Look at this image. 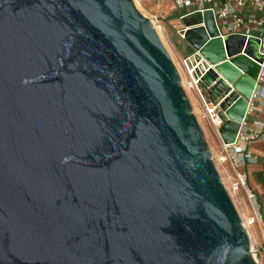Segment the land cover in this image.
<instances>
[{"label": "water", "instance_id": "water-1", "mask_svg": "<svg viewBox=\"0 0 264 264\" xmlns=\"http://www.w3.org/2000/svg\"><path fill=\"white\" fill-rule=\"evenodd\" d=\"M182 22L231 143L258 42L221 39L210 10ZM0 264H259L134 0H0Z\"/></svg>", "mask_w": 264, "mask_h": 264}, {"label": "built area", "instance_id": "built-area-1", "mask_svg": "<svg viewBox=\"0 0 264 264\" xmlns=\"http://www.w3.org/2000/svg\"><path fill=\"white\" fill-rule=\"evenodd\" d=\"M172 11L177 12L179 18L192 17L194 15H202V12L210 10L213 14L218 37L224 39L231 35H244L245 42L248 39H255L258 42L257 55L258 59L247 56V58L258 66V71L255 74L254 86L247 101L245 113L240 122L239 131L235 140L225 144L220 141L222 155L219 160L230 162L238 173L234 188L246 186L247 176L242 171L246 163L251 160L248 146L253 141L264 139V118L259 119L257 111L264 112V0H172ZM194 25H203L202 22ZM185 26L183 25L176 31L181 38L184 37ZM194 54H199L198 50L190 56L181 58L186 74L189 77L193 90L198 84V78L202 74H197L196 68L203 58L195 61L193 65L189 62L190 57ZM242 54V52L238 53ZM229 60V56H226ZM214 67L210 64L209 67ZM231 89L232 84L229 83ZM203 115L208 120L212 129L218 133V128L222 125V119L219 116L218 104L204 103ZM249 196L252 201L255 200V195L250 192ZM263 224V239L260 245L250 244L253 256L259 262L257 255L264 257V221Z\"/></svg>", "mask_w": 264, "mask_h": 264}, {"label": "rangeland", "instance_id": "rangeland-1", "mask_svg": "<svg viewBox=\"0 0 264 264\" xmlns=\"http://www.w3.org/2000/svg\"><path fill=\"white\" fill-rule=\"evenodd\" d=\"M171 2L172 0H134L135 6L138 11L144 16L148 17L152 21V23H154V25L157 27V32L159 33L163 45L165 46V48H167L174 65H176L179 70L182 84L184 85L185 83V86H187L188 88L190 81L182 64L181 58L182 56H187L191 54L193 52V48H191L187 44V42L179 36L178 32L176 31V28L180 24L178 23V20L175 19V17H178L179 15L177 12L173 14ZM181 24H183V22ZM154 25L153 27H155ZM187 96L190 98L192 107L194 108L193 113L196 114L202 130H204L206 141L208 143V146H210L211 153H214L215 159L217 160V163H219L217 165V168L219 173H221L220 177L224 182L227 192L229 195H231L236 209L242 217V220H247V218H250L252 215L250 211L245 212V208L241 202V198H245V195H242L243 193H240L242 187H239L238 189L234 188V184L236 183L237 179H235L234 181L233 172H230L232 170L229 169V166H231L230 162L219 160V156L222 155V148L220 144L216 142L217 138L215 131L213 129L208 128L206 118L203 115V110L199 106V101H196V99L198 100V98L193 92V88H188ZM194 102L195 105L193 106ZM227 172L231 176L228 175ZM257 225L258 223L254 222V220L247 224V229L251 233L252 237V243L250 237V244L260 245V242L263 239L262 234ZM257 229L259 230L260 234L258 233ZM257 258L260 261V264H264V257H262L261 255H257Z\"/></svg>", "mask_w": 264, "mask_h": 264}, {"label": "crops", "instance_id": "crops-1", "mask_svg": "<svg viewBox=\"0 0 264 264\" xmlns=\"http://www.w3.org/2000/svg\"><path fill=\"white\" fill-rule=\"evenodd\" d=\"M175 19L178 20V23L180 24L178 27L179 28L182 27L183 26V24H181L182 18H179L178 16L175 17ZM178 27L176 29H178ZM193 92L198 98V100L196 99V101H199V106L203 110L205 104L203 103L202 99L198 96L195 89L193 90ZM257 112L259 119L264 118V112L262 111L261 112L257 111ZM206 121L208 128L212 129L207 119ZM216 138H217L216 142L220 144L221 138L220 136L217 135V133H216ZM248 150L250 152L251 160L248 161L246 163V166L242 168V171L245 172L247 176V184L245 187L240 186L242 187V190L239 191L241 194L243 193L242 195H245V198L243 197L241 198V202L245 208V212L250 211L252 218L250 217L249 219H251L252 221L254 220V222L258 223L257 226L263 238L262 221H264V139L251 142L248 146ZM230 165L231 166H229L230 167L229 169L230 170L232 169L230 172L231 173L233 172V179L235 181L238 171L237 169L234 168V166L231 163ZM227 174L230 175L228 172ZM250 192L253 193L256 197L254 201H252L251 197L249 196ZM259 230L257 229L258 233L260 234Z\"/></svg>", "mask_w": 264, "mask_h": 264}, {"label": "bare ground", "instance_id": "bare-ground-1", "mask_svg": "<svg viewBox=\"0 0 264 264\" xmlns=\"http://www.w3.org/2000/svg\"><path fill=\"white\" fill-rule=\"evenodd\" d=\"M153 25H154V23H152ZM155 26V25H154ZM154 28H156L155 30H156V32L158 31L157 30V27L155 26ZM159 34V33H158ZM183 86H185V83H184V85ZM188 88H192L191 87V83L189 84V86H188ZM188 88H187V86H185V91H187L188 92ZM186 92V93H187ZM192 99V98H191ZM192 102H193V100H192ZM195 105V102L193 103V106ZM194 108L192 107V110H193ZM195 111V110H194ZM212 155H213V157H214V162L216 163V165H218L219 163H217V160L215 159V155H214V153H212ZM221 174V173H220ZM241 219H242V217H241ZM242 222H243V225H244V227H246V229H247V224H249L250 222H252V220L251 219H249V218H247V220H245L244 219V221L242 220ZM248 230V229H247ZM248 233H250L249 231H248ZM249 237H251V233L249 234ZM251 243H252V237H251Z\"/></svg>", "mask_w": 264, "mask_h": 264}, {"label": "flooded vegetation", "instance_id": "flooded-vegetation-1", "mask_svg": "<svg viewBox=\"0 0 264 264\" xmlns=\"http://www.w3.org/2000/svg\"><path fill=\"white\" fill-rule=\"evenodd\" d=\"M252 71L255 72V69H253ZM255 73H257V71Z\"/></svg>", "mask_w": 264, "mask_h": 264}]
</instances>
